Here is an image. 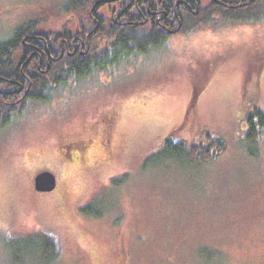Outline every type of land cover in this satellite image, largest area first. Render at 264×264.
Masks as SVG:
<instances>
[{
  "label": "rangeland",
  "instance_id": "obj_1",
  "mask_svg": "<svg viewBox=\"0 0 264 264\" xmlns=\"http://www.w3.org/2000/svg\"><path fill=\"white\" fill-rule=\"evenodd\" d=\"M65 2L0 0V37L28 21L74 31ZM189 34L112 83L97 73L55 94L0 132V264H39L14 262L5 246L32 234L52 239L50 264H264V130L256 147L244 141L245 116L264 114V20ZM111 108L116 157L94 146L84 167L71 165L61 146L99 139L91 124ZM207 134L225 147L212 161L149 160L169 137L191 146ZM44 171L57 181L52 192L33 187Z\"/></svg>",
  "mask_w": 264,
  "mask_h": 264
},
{
  "label": "trees",
  "instance_id": "obj_2",
  "mask_svg": "<svg viewBox=\"0 0 264 264\" xmlns=\"http://www.w3.org/2000/svg\"><path fill=\"white\" fill-rule=\"evenodd\" d=\"M106 1L66 0L61 10L77 16L74 31L42 32L37 30L35 22L28 21L15 27L8 36L0 37V132L29 110L51 101L55 94L67 89L72 92L84 79L116 66L127 67L128 60L162 47L171 37L164 30L189 34L219 21L250 23L264 20V0H182L179 5H175L176 0H164L163 30L157 29V18L150 7L151 16L147 15L145 19L137 17L134 8L130 12L126 10L117 26L111 17H103V25L112 29L101 32L100 28L95 29L100 10L107 8L112 16L113 10L122 3V0ZM63 39L67 43L75 40V53L70 49L61 50L60 40ZM31 44L36 49L30 58ZM244 123V141L256 147L264 130V114L256 108L245 116ZM224 148L222 140L209 134L206 143L191 146L173 143L169 137L149 160L204 163L215 159ZM250 155L256 156V150ZM125 179L126 176L122 180ZM91 206H95L94 201L81 208V213H90ZM94 216L99 217V214ZM5 246L14 262L36 257L39 264H50L57 256L52 239L42 234L7 242ZM201 253L206 255L208 251L201 250Z\"/></svg>",
  "mask_w": 264,
  "mask_h": 264
},
{
  "label": "flooded vegetation",
  "instance_id": "obj_3",
  "mask_svg": "<svg viewBox=\"0 0 264 264\" xmlns=\"http://www.w3.org/2000/svg\"><path fill=\"white\" fill-rule=\"evenodd\" d=\"M112 1L113 0H107L106 2L108 3V2H112ZM114 1H117V0H114ZM181 1L182 0H176L175 5H179V3ZM163 2H164V0H153V2H152V0H122V3L119 4L115 10H113L114 13L111 16L112 23L115 24L116 26L119 25L120 24L119 18L121 16V14H123L126 10H128L129 12L132 11V8L136 9L137 17H141V18L145 19V16H147V15L151 16L150 7H152L154 10L152 15L157 18V24L159 26L157 29L163 30L162 25H161V19L166 16L165 11H164L165 6L163 5ZM118 10H120V11L118 12ZM103 17L104 16H99V20H96V27H95V29L100 28L101 32L110 28V27L106 28V26L103 25L104 24V22L102 21ZM126 23H128V22H126ZM111 29L112 28H110V30ZM164 31L166 33H169L171 35V37H174L177 35H180V36L184 35V34L176 33V30H164ZM189 35L190 34H186V36H189ZM166 42L160 48L153 49L149 52L138 55V57L135 59L132 58V59L128 60L127 62H129V64L127 65V67L117 68V66H116L115 69H112V70L106 69V70L101 71L100 73H104L106 78L108 77V79L105 81V83L109 84V83H112L113 81H115L117 72L119 70H121V69L127 70L129 68H133L135 61L137 59H139L140 57H148L150 55L160 53V51H164ZM29 46H30L29 49L32 50V53L30 55V58H31L34 54L33 50L36 49V46H33L32 44ZM60 47H61V50L64 49V50L69 51V49H70L71 51H73V53L76 52L75 40L71 41L70 43H67L66 41H64V39L60 40ZM81 49H82V46H81ZM24 96H25V94L22 97H24ZM117 109L111 108L109 111L104 112V113L100 114L99 116H97V118L94 120V122H92V124H91L92 128L94 131H96V134L99 137V139H96V140L95 139H89V138L84 139V140L81 139L79 141L78 140H76L75 142L72 141L71 143H68L66 145L61 146L62 149L64 150V152H63L64 156L69 159L71 165H74L77 167H84L85 164H87L86 160L87 159L89 160L91 153L95 149V148H93L94 146H96L97 149H99L103 152V155L106 159H111V158L116 157V155H117V149L116 148L117 147L113 146L112 130L114 129V127L117 123V120L119 118V111ZM33 187H34V185H33ZM56 187H57V181H56ZM56 187H55V189H56Z\"/></svg>",
  "mask_w": 264,
  "mask_h": 264
},
{
  "label": "water",
  "instance_id": "obj_4",
  "mask_svg": "<svg viewBox=\"0 0 264 264\" xmlns=\"http://www.w3.org/2000/svg\"><path fill=\"white\" fill-rule=\"evenodd\" d=\"M33 185L37 192H52L56 187V179L52 173L44 171L35 176Z\"/></svg>",
  "mask_w": 264,
  "mask_h": 264
}]
</instances>
